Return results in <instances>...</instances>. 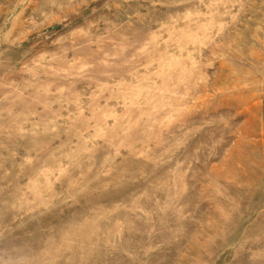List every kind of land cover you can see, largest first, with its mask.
I'll list each match as a JSON object with an SVG mask.
<instances>
[{"label":"rangeland","instance_id":"obj_1","mask_svg":"<svg viewBox=\"0 0 264 264\" xmlns=\"http://www.w3.org/2000/svg\"><path fill=\"white\" fill-rule=\"evenodd\" d=\"M0 264H264V0H0Z\"/></svg>","mask_w":264,"mask_h":264}]
</instances>
